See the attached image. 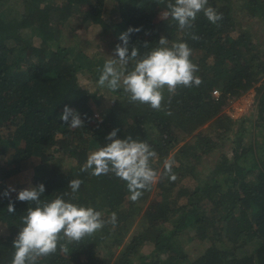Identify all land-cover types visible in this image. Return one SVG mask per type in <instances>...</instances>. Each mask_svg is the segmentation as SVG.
I'll return each instance as SVG.
<instances>
[{
  "label": "trees",
  "instance_id": "16d2710c",
  "mask_svg": "<svg viewBox=\"0 0 264 264\" xmlns=\"http://www.w3.org/2000/svg\"><path fill=\"white\" fill-rule=\"evenodd\" d=\"M167 3L0 0V264H11L21 217L35 206L17 193L40 183L42 200L69 193L66 200L93 206L105 220L115 212L117 223L69 244L68 255L58 249L38 264H264V44L252 33V26L264 29V0H209L223 18L213 24L201 12L190 30L164 16ZM91 18L94 44L80 31ZM129 27L139 29L130 35L129 52L136 46L143 55L161 36L192 49L203 82L178 88L170 103L165 91L163 108L171 115L96 84ZM251 88L248 111L227 113L225 106ZM65 105L84 127L61 120ZM114 128L118 137L144 140L156 152L152 166L162 178L136 202L114 174L80 171ZM206 156L211 160L202 169ZM168 158L175 160L174 181L163 175ZM23 172L29 182L14 187L9 213L3 193ZM73 178L83 180L74 194ZM146 242L151 248L140 253Z\"/></svg>",
  "mask_w": 264,
  "mask_h": 264
},
{
  "label": "clouds",
  "instance_id": "9594fccd",
  "mask_svg": "<svg viewBox=\"0 0 264 264\" xmlns=\"http://www.w3.org/2000/svg\"><path fill=\"white\" fill-rule=\"evenodd\" d=\"M167 9L164 16H170L181 30L192 29L201 12L213 24L223 18L222 13L209 5V0H168ZM134 31L139 29L129 27L120 34L121 43L115 46L114 55L106 56L96 84L112 92L122 89L130 103L148 104L153 110H165L167 115H171L170 110L163 108L165 91L170 103L178 88L199 87L203 82L197 75L198 64L191 59L192 49L185 41L170 43L167 37L161 36L157 46L143 55L136 46L131 47L129 52V38ZM189 35L193 40L200 39L195 33L189 32ZM60 118L70 128L84 127L85 121L80 114L67 105ZM118 131V128H114L107 134L108 142L88 154L80 171L90 170L93 176L114 174L126 183L129 199L136 202L162 178L161 173L152 166L156 152L144 140L131 135L118 137ZM174 164V158L164 161L163 175L172 181L176 179L172 171ZM82 184V179L73 178L68 188L74 194ZM14 191L16 189L10 186L3 193L10 200L9 213L15 211L10 197ZM44 192L45 185L40 183L17 193V200L35 206H30L26 215L21 217L23 226L13 241L15 251L11 264H38L41 258L56 253L58 249L60 253L68 255L69 244L93 236L106 223L113 226L117 223L115 212L105 220L102 212L93 206L74 203V197L66 200L64 197L69 193L46 201L41 199Z\"/></svg>",
  "mask_w": 264,
  "mask_h": 264
},
{
  "label": "rangeland",
  "instance_id": "374dc122",
  "mask_svg": "<svg viewBox=\"0 0 264 264\" xmlns=\"http://www.w3.org/2000/svg\"><path fill=\"white\" fill-rule=\"evenodd\" d=\"M95 19L91 18L85 21L84 26L86 28L80 30L81 34L86 36L87 38L91 39L93 41V44L96 43V41L98 40L96 33L93 29V21ZM252 33H254L255 37L261 42V44H264V29L262 28H256L255 26H252ZM35 35H38V32L34 33ZM100 41V39H99ZM103 41H100V45H102ZM254 94V90L251 88L245 92H243L240 96H238L237 98L233 99L227 106H225V110L227 111V113H229L230 115H232L233 117H239L240 115L246 113L248 111L249 108V104L252 101V97ZM61 148H66L65 144L63 142H61ZM66 162L68 161V159H65ZM211 157L210 156H206V158L204 157V159L201 161V168L203 169V167H205L206 165H209L208 163L210 162ZM65 168L67 167V165L64 163L63 165ZM204 177H207L208 174L202 173ZM30 177V173L26 174V172H23L21 175H14L13 178L10 180L11 182V186L15 187V186H20V185H26L29 182V178ZM28 178V179H27ZM186 180V181H185ZM189 177H185L184 180H182V182L186 183L188 182ZM161 227H167V224L165 223L164 226ZM151 248V244L146 242L144 243L141 248H140V253H147L149 251V249Z\"/></svg>",
  "mask_w": 264,
  "mask_h": 264
},
{
  "label": "built area",
  "instance_id": "2783aa9c",
  "mask_svg": "<svg viewBox=\"0 0 264 264\" xmlns=\"http://www.w3.org/2000/svg\"><path fill=\"white\" fill-rule=\"evenodd\" d=\"M213 92H214V93H217V90H216V89H214V90H213Z\"/></svg>",
  "mask_w": 264,
  "mask_h": 264
}]
</instances>
